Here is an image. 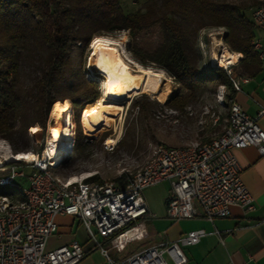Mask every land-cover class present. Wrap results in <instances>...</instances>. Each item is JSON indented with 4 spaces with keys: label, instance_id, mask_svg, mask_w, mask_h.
I'll return each instance as SVG.
<instances>
[{
    "label": "trees",
    "instance_id": "trees-1",
    "mask_svg": "<svg viewBox=\"0 0 264 264\" xmlns=\"http://www.w3.org/2000/svg\"><path fill=\"white\" fill-rule=\"evenodd\" d=\"M261 3L144 0L136 7L128 0H0V138L16 151L27 149L28 127H43L54 102L66 98L80 127L82 109L95 102L99 92L75 58L81 57L94 36L122 30L129 33L127 49L136 62L164 70L177 84L163 105L183 111L203 101V93L211 92L210 83L225 86L230 102L236 90L229 76L220 67L203 68L199 42L207 41L206 30L224 29L229 49L242 54L239 73L249 74L260 64L253 47L258 29L251 10ZM155 33L158 42L151 45L145 35ZM148 104L137 99L132 106L148 112L157 102L149 100ZM221 121L220 117L217 123ZM78 134L72 149L82 158L89 144H82ZM70 162H60L54 169H66ZM6 173L0 171V175ZM85 180L102 181L98 175ZM10 194L16 191L0 187V196Z\"/></svg>",
    "mask_w": 264,
    "mask_h": 264
},
{
    "label": "built area",
    "instance_id": "built-area-1",
    "mask_svg": "<svg viewBox=\"0 0 264 264\" xmlns=\"http://www.w3.org/2000/svg\"><path fill=\"white\" fill-rule=\"evenodd\" d=\"M251 19L264 36V4L252 8ZM253 47L264 70L261 38L253 40ZM227 73L234 90H240L242 78L231 70ZM72 114L70 108L71 141L63 152L73 148ZM250 145L264 154V129L234 100L229 102L226 126L217 136L186 146L157 144L143 165L119 181L58 177L52 172L56 157L48 154L46 141L34 160L18 159L20 165L0 164V171L7 170L0 175V187L16 191V195L0 196V264H77L86 252L76 240L45 249L47 238L57 231V215L78 219L108 264H184L187 258L182 246L197 243L205 234L202 229L188 231L178 242L148 246L119 261L109 257L98 237L109 239L120 249L142 238L143 231L130 225L148 214L143 190L161 181L169 183L166 216L174 220L203 216L213 221L228 216L231 206L252 210L253 196L241 179L233 152Z\"/></svg>",
    "mask_w": 264,
    "mask_h": 264
},
{
    "label": "rangeland",
    "instance_id": "rangeland-1",
    "mask_svg": "<svg viewBox=\"0 0 264 264\" xmlns=\"http://www.w3.org/2000/svg\"><path fill=\"white\" fill-rule=\"evenodd\" d=\"M130 2L136 7H139L143 4L144 0H128V3ZM261 4H264V0H262ZM259 33L260 32L258 31V35ZM204 35L206 36L207 41L199 42V47L202 53L203 68L220 67L225 71L227 76V70H231L234 73L236 71V66L238 65L237 63L231 64L229 67L224 66L227 67L225 69L224 67L213 63L210 57L212 50L217 51L218 49V40L230 50L223 40L224 29H208L205 31ZM97 36L111 38V44L108 46L113 49H118L121 58L126 61L131 68L133 64L138 63L134 60L127 49V41L129 39V33L127 30ZM145 40L151 43V45H155L158 42V36L156 33L151 37L145 35ZM89 54L90 43L81 54V57L76 56L75 60L76 62H80L83 66L85 78L94 80L97 83L100 97L102 77L99 74L91 73L88 69L87 59ZM141 66L157 69L158 73L162 76L160 88L163 89L164 84L167 83L169 87L168 92L164 93L162 99L152 97L147 93H139L131 95L130 99L122 100L119 104L118 102H113L112 105H110L112 112L109 117L108 127H104L97 131L92 137L87 136L86 126L84 125L82 116L81 123L79 120L80 127H77V121L74 114H72L74 124L73 145L79 135L78 132H80V142L82 144H89V147L87 148L88 151L82 158H77L73 149L71 152H63L59 163L69 160L71 161V164L66 169L53 168L52 172L54 174L61 178H87L92 175H98L102 181H117L116 178L120 179L124 174H130L143 165L151 154L153 147L157 144L186 146L195 143H203L205 138L211 139L221 133L226 126L229 114V101L225 97L228 90L225 86L210 83L208 88L211 92L203 93L202 102L191 103L185 107L183 111H178L163 105L166 98L177 88V84L174 82L173 78L164 70L153 66ZM137 99L147 106L149 105V100L155 101L157 104H151V108L148 112H141L137 106H132L133 102ZM62 101L69 102L73 113V105L70 99L66 98ZM93 103L85 105L82 109V114L83 111ZM70 108L68 110V115ZM51 110L52 107L43 127L39 124L32 125L37 127L35 132L30 131L32 126L28 127L27 131L29 138L25 141L27 149L16 151L2 138H0V143L7 145L12 154H24L28 152L33 154L37 152L39 153L44 147L45 142L48 140L49 127L54 124ZM220 117L222 118V121L221 123H217ZM109 136L115 138L116 142L114 145L106 148L105 142ZM19 162L21 161L17 159L6 162V164L20 165ZM28 171V169L25 170V172ZM19 182L22 183V185H25V180L23 178H20ZM82 228L83 226L81 225L80 229L82 230Z\"/></svg>",
    "mask_w": 264,
    "mask_h": 264
},
{
    "label": "crops",
    "instance_id": "crops-1",
    "mask_svg": "<svg viewBox=\"0 0 264 264\" xmlns=\"http://www.w3.org/2000/svg\"><path fill=\"white\" fill-rule=\"evenodd\" d=\"M264 43L261 33L257 36ZM239 54V60L242 54ZM234 74L242 78L240 90L233 100L250 117H256L264 129V70L256 63L247 74ZM234 155L241 168V179L253 196L254 206L245 211L231 206L228 216L210 221L203 216L174 220L166 216V201L169 183L161 181L143 190L148 214L130 226L143 231V237L116 248L109 239L99 238L101 246L115 261L123 260L151 245L162 242H178L180 237L191 230L202 229L205 234L193 245L182 246L187 261L184 264H264V154L255 146L235 149ZM57 231L47 238L45 249L52 250L73 240L80 242L85 255L77 264H108L100 249L86 236L81 222L68 215H57ZM171 264V262H169Z\"/></svg>",
    "mask_w": 264,
    "mask_h": 264
},
{
    "label": "bare ground",
    "instance_id": "bare-ground-1",
    "mask_svg": "<svg viewBox=\"0 0 264 264\" xmlns=\"http://www.w3.org/2000/svg\"><path fill=\"white\" fill-rule=\"evenodd\" d=\"M112 39L106 36H94L90 41V54L87 59V67L93 74H99L101 79L100 97L87 107L83 112V121L86 126L87 136L92 137L97 131L108 127L111 107L113 102L121 103L122 100L130 99L131 95L147 93L152 97L162 99L165 92H168V84L160 88L162 76L157 69L143 67L138 63L131 66L124 61L118 49L108 45ZM217 51L211 52V61L219 66H230L238 61L239 54L228 50L223 43L217 41ZM134 68V69H133ZM107 103V104H105ZM67 101L54 102L51 116L54 124L49 127L47 140V151L50 156L56 157L52 166L59 164L58 157L62 155L63 149L67 148L71 141V129ZM37 130L32 126L30 131ZM85 135V134H84ZM86 136V135H85ZM116 142L113 137L106 139V146H112ZM66 146V147H64ZM0 164L11 160L24 159L32 161L35 158L33 153L12 154L7 145L0 143ZM5 158V161H3Z\"/></svg>",
    "mask_w": 264,
    "mask_h": 264
},
{
    "label": "snow or ice",
    "instance_id": "snow-or-ice-1",
    "mask_svg": "<svg viewBox=\"0 0 264 264\" xmlns=\"http://www.w3.org/2000/svg\"><path fill=\"white\" fill-rule=\"evenodd\" d=\"M33 131H35V129H33Z\"/></svg>",
    "mask_w": 264,
    "mask_h": 264
},
{
    "label": "water",
    "instance_id": "water-1",
    "mask_svg": "<svg viewBox=\"0 0 264 264\" xmlns=\"http://www.w3.org/2000/svg\"><path fill=\"white\" fill-rule=\"evenodd\" d=\"M0 158H1V156H0Z\"/></svg>",
    "mask_w": 264,
    "mask_h": 264
}]
</instances>
